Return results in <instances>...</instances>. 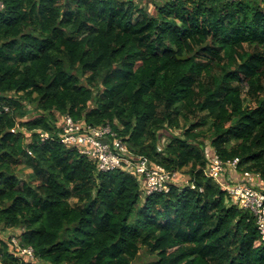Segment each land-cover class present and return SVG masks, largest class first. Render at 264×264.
<instances>
[{
    "label": "trees",
    "instance_id": "obj_1",
    "mask_svg": "<svg viewBox=\"0 0 264 264\" xmlns=\"http://www.w3.org/2000/svg\"><path fill=\"white\" fill-rule=\"evenodd\" d=\"M2 1L0 227L35 256L3 237L0 263L136 264L145 248L143 264H264L255 217L204 155L264 180V0ZM67 113L110 122L175 173L170 190L62 143Z\"/></svg>",
    "mask_w": 264,
    "mask_h": 264
},
{
    "label": "built area",
    "instance_id": "obj_2",
    "mask_svg": "<svg viewBox=\"0 0 264 264\" xmlns=\"http://www.w3.org/2000/svg\"><path fill=\"white\" fill-rule=\"evenodd\" d=\"M4 8L5 3L0 0V10ZM5 109L9 110V107L5 106ZM62 121L63 124L59 132L60 141L72 148H77L81 154L90 157L98 164L101 171L123 169L135 172L145 183L146 190H143L145 194L170 190L175 173L167 171L164 166L152 162L146 156L136 157L133 155L134 153L130 151L127 142L119 136L110 122L94 126L84 120H75L69 113L63 116ZM41 136L45 140L49 137V133L42 132ZM162 149L163 145L159 143V150ZM205 154H209L207 157L210 158L208 175L217 179L235 201L253 214L260 232L261 242L264 243V191L262 189L264 180L259 174L245 172L244 180L232 184V181L226 177L223 160L211 148ZM239 161V158H234L229 160L228 164L237 169ZM254 174L260 178L259 186L254 184ZM13 242L21 254L35 256L32 247L21 246L15 237H13Z\"/></svg>",
    "mask_w": 264,
    "mask_h": 264
},
{
    "label": "rangeland",
    "instance_id": "obj_3",
    "mask_svg": "<svg viewBox=\"0 0 264 264\" xmlns=\"http://www.w3.org/2000/svg\"><path fill=\"white\" fill-rule=\"evenodd\" d=\"M137 1H139V0H137ZM160 1H162V0H160ZM144 2H146L145 0H144ZM150 10H151V12H154V7L152 6V5H150ZM29 108L31 109V111L32 112H35L36 110L34 109V106L32 105V104H29ZM64 116V115H63ZM63 116L60 118V120H59V122H58V124H59V126L60 127H62V124H63V121H62V118H63ZM184 123V121H182V124ZM181 129H176V128H174L173 129V135H177V134H181ZM161 135V138H160V143L162 144V145H166V143L170 140V138L172 137V135H170L168 132H165V133H161L160 134ZM210 151V150H209ZM205 152H207V151H205ZM208 153H210V152H208ZM204 155H206V156H208L209 154H204ZM186 170H187V168H184L183 170H180L178 173H181V175H179L178 174V179H177V183H179V184H187L188 183V180H189V177H188V175L185 173L186 172ZM24 172L25 173H29V172H31V169L30 168H26V169H24ZM21 176L23 177V178H27V176L26 175H23V174H21ZM139 178V177H138ZM141 179V178H140ZM141 181H143L142 179H141ZM170 183V182H169ZM143 193H144V191H143ZM142 193V194H143ZM21 233V229L20 228H14V227H4V226H2V227H0V238L2 239L3 237L5 238V239H9V238H12L13 239V237H15L16 238V241L17 240H19L18 238H17V236H18V234H20ZM15 235H17V236H15ZM1 243V242H0ZM257 244H259V242L257 243ZM0 246H1V244H0ZM23 248V247H22ZM15 251L17 252V256H20V254H21V252L18 250V249H16L15 248ZM20 252V253H19ZM152 259H154V257L153 256H151L150 254H148V252L146 251V249L145 248H143L142 250H141V254H140V256H139V259L137 260V262H136V264H143L144 262H146V261H150V260H152ZM1 264V263H0Z\"/></svg>",
    "mask_w": 264,
    "mask_h": 264
},
{
    "label": "crops",
    "instance_id": "obj_4",
    "mask_svg": "<svg viewBox=\"0 0 264 264\" xmlns=\"http://www.w3.org/2000/svg\"><path fill=\"white\" fill-rule=\"evenodd\" d=\"M231 168H232V167H231ZM243 175H245V174H243ZM254 176H255L254 184H255L256 186H259V185H260V178H259L257 175H255V174H254ZM226 177H227L230 181H232L233 183H236V182H238V181L244 180V176L240 177V176L237 174V172H235V171L232 170V169H230L229 171L226 172ZM262 187H263V186H262Z\"/></svg>",
    "mask_w": 264,
    "mask_h": 264
},
{
    "label": "water",
    "instance_id": "obj_5",
    "mask_svg": "<svg viewBox=\"0 0 264 264\" xmlns=\"http://www.w3.org/2000/svg\"><path fill=\"white\" fill-rule=\"evenodd\" d=\"M182 58H185V57H182Z\"/></svg>",
    "mask_w": 264,
    "mask_h": 264
},
{
    "label": "clouds",
    "instance_id": "obj_6",
    "mask_svg": "<svg viewBox=\"0 0 264 264\" xmlns=\"http://www.w3.org/2000/svg\"><path fill=\"white\" fill-rule=\"evenodd\" d=\"M256 174V173H255Z\"/></svg>",
    "mask_w": 264,
    "mask_h": 264
}]
</instances>
